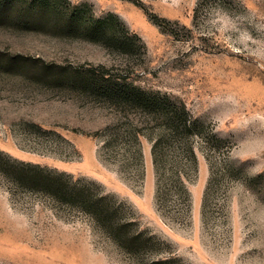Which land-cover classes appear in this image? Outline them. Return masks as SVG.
I'll use <instances>...</instances> for the list:
<instances>
[{
	"label": "rangeland",
	"instance_id": "rangeland-1",
	"mask_svg": "<svg viewBox=\"0 0 264 264\" xmlns=\"http://www.w3.org/2000/svg\"><path fill=\"white\" fill-rule=\"evenodd\" d=\"M123 85L196 131L170 138ZM20 166L105 197L144 240L120 246ZM159 261L264 264V0H0V264Z\"/></svg>",
	"mask_w": 264,
	"mask_h": 264
},
{
	"label": "trees",
	"instance_id": "trees-1",
	"mask_svg": "<svg viewBox=\"0 0 264 264\" xmlns=\"http://www.w3.org/2000/svg\"><path fill=\"white\" fill-rule=\"evenodd\" d=\"M98 31V28H97ZM99 32L105 34L106 31L100 29ZM110 42V41H109ZM109 92H113L109 90ZM116 98L120 101L126 103V105H131L132 107L140 108L144 113L148 115H153L160 110H163L162 115L167 116V126L166 134L170 138H180L184 134H194L196 131L197 121L192 117V115L187 111L184 105L177 102H162L157 99V97H152L142 90L131 86L123 85L115 90ZM160 115V114H159ZM186 157H189V165H195L197 163L196 154L194 149L191 147L186 151ZM153 163L157 167L158 174L161 179L168 185H171L172 189L179 188L180 191L185 192L182 181L185 177L184 173L179 171V163H175L170 169H161L164 163V150L162 148L161 142L158 140L155 142L152 149ZM187 165V168H190ZM20 169L26 179L35 182L36 180L42 179L45 183L47 191H49L52 197L57 201H66L72 206L78 207L81 211L92 215V217L100 222L106 231H108L109 236L116 241L120 246L131 245L136 242H142L144 240V235L142 232L139 233H124L127 228V223L122 221H116L112 213H114L113 205H105L103 202L105 197L94 195L89 192L86 186H76L73 185L67 178H52L50 175H41L40 171L30 169L29 171H24L27 167ZM19 167V168H20ZM182 173V174H181ZM149 240H154L150 237ZM155 264H166L164 261L156 262Z\"/></svg>",
	"mask_w": 264,
	"mask_h": 264
}]
</instances>
